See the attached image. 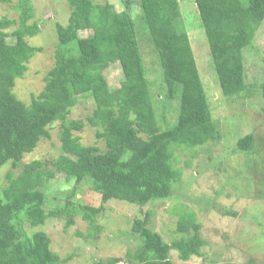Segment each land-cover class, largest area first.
<instances>
[{"label": "trees", "instance_id": "16d2710c", "mask_svg": "<svg viewBox=\"0 0 264 264\" xmlns=\"http://www.w3.org/2000/svg\"><path fill=\"white\" fill-rule=\"evenodd\" d=\"M65 1L70 13L65 25L55 24V63L44 77L43 89L28 104L16 98L12 88L40 50L24 40L35 36L39 26L27 23L33 17L30 1L19 0L18 26L13 31L16 42L9 43L5 30L16 20L0 17V168L7 163L16 168L25 153L49 137L48 126L53 122H59L60 128L56 159H33L17 175L9 173L7 185L0 186V264H64L70 256L52 251L46 232L27 234L21 220L37 227L48 217L64 216L71 223L80 214L94 222L111 198L139 206L167 199L181 176L172 165V146L195 147L219 138L189 35L180 26L178 0H138L141 23L161 68L164 96L178 102L176 121L166 129L157 123L129 0L121 11L108 1ZM193 1L222 95L227 100L245 96L243 50L264 20V0ZM85 30L90 33L80 36L79 31ZM115 62L123 77L118 87L110 88L103 71ZM260 91L264 98V71ZM78 96L93 100L94 109L86 122L97 128L95 135L104 142V150L82 144L73 133L85 125L80 119L68 118ZM252 138L251 133L238 138L236 148L249 152ZM57 172L71 174L77 185L85 182L100 195V205L66 199L61 207L47 210L44 188ZM149 216L145 213L133 219L131 231L140 242L125 252L126 264H174L170 250L184 261L202 256L205 241L192 213L179 216L175 228L179 236L170 242L149 226ZM120 260L112 258L109 263Z\"/></svg>", "mask_w": 264, "mask_h": 264}, {"label": "rangeland", "instance_id": "374dc122", "mask_svg": "<svg viewBox=\"0 0 264 264\" xmlns=\"http://www.w3.org/2000/svg\"><path fill=\"white\" fill-rule=\"evenodd\" d=\"M19 0L0 2V17L15 19L14 26L6 29L7 41L16 42L14 29L18 26L16 5ZM39 32L25 41L40 50L27 62L23 76L15 79L12 92L16 98L28 104L45 84L44 77L55 63L57 44L55 24L65 25L70 13L65 0H29ZM110 2L117 11L126 8V0H93L95 3ZM180 26L188 33L193 54L211 116L219 138L195 147L172 146V165L181 171L178 181L172 184L167 199L139 206L127 201L109 199L104 211L91 222L75 214L71 223L66 217H48L42 225L22 226L27 234L42 230L50 238L49 247L61 257L70 256L64 264H126L125 252L134 250L140 239L131 231L133 219L149 213V226L160 233L166 242L179 234L175 232L181 214L192 213L199 224V234L205 245L202 256H191L184 261L175 250L169 251L174 264H264V98L260 85L264 71V20L255 32L252 43L243 50L246 84L245 96L227 100L209 62L211 56L198 10L193 0H178ZM129 10L136 27V37L148 79L157 123L161 129L175 123L177 100H167L156 53L143 24L138 0H129ZM90 31H79L86 36ZM15 34V32H14ZM214 71V72H213ZM103 75L110 88L119 86L123 74L118 62L107 66ZM94 109L92 98L78 96L71 108L69 119L85 122L79 135L84 145H96L101 150L105 144L96 137L95 126L86 122ZM59 122L48 126L49 137L41 138L36 147L25 153L16 168L7 163L0 168V186L8 183L7 175H17L25 163L33 159L52 161L60 154ZM251 133L252 147L249 152L236 148L237 139ZM48 167L53 169L51 164ZM57 172L46 182V209L61 207L66 199L87 205H100V195L84 182L75 184L74 176ZM75 188L74 193L71 191ZM225 211L234 213L227 215ZM112 258L119 262L109 263Z\"/></svg>", "mask_w": 264, "mask_h": 264}]
</instances>
